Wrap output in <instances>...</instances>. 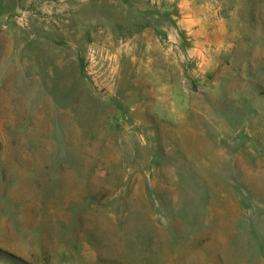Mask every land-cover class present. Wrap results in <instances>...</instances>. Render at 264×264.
<instances>
[{"label": "rangeland", "instance_id": "374dc122", "mask_svg": "<svg viewBox=\"0 0 264 264\" xmlns=\"http://www.w3.org/2000/svg\"><path fill=\"white\" fill-rule=\"evenodd\" d=\"M0 248L264 264V0H0Z\"/></svg>", "mask_w": 264, "mask_h": 264}, {"label": "trees", "instance_id": "16d2710c", "mask_svg": "<svg viewBox=\"0 0 264 264\" xmlns=\"http://www.w3.org/2000/svg\"><path fill=\"white\" fill-rule=\"evenodd\" d=\"M0 257H5V258H12V260L19 261L18 257H15L14 255L10 254L6 250L0 248ZM11 260V259H10Z\"/></svg>", "mask_w": 264, "mask_h": 264}]
</instances>
